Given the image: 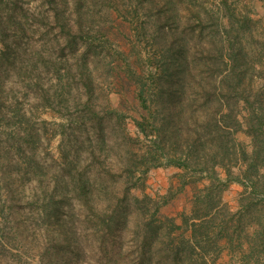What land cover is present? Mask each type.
<instances>
[{"label": "rangeland", "instance_id": "rangeland-1", "mask_svg": "<svg viewBox=\"0 0 264 264\" xmlns=\"http://www.w3.org/2000/svg\"><path fill=\"white\" fill-rule=\"evenodd\" d=\"M69 1L70 11L75 12L77 0ZM83 1L84 10L92 9L100 19L101 31L86 36L91 39L87 43L90 49L81 39L74 48H67L73 75L64 77L62 83L70 82L73 96L80 98L87 93L82 75L93 78V100L97 102V108L102 110L101 116H105L103 123L114 130V140L119 142L113 144L112 138V143L105 151L110 155L107 168L93 161L92 149L87 143L74 146L75 142L70 141L69 135L78 129L77 123H82L86 118L84 102L75 105L71 99L69 108L68 105L58 106L57 110L47 107L41 90L33 87L30 78L25 77L26 68L27 71L31 70L27 58L15 54L3 58V39L7 38V34L3 33L2 28L4 19L8 17L4 15L0 21V100L3 102L0 111V157H4L0 162L2 264H110V259L112 264H137L142 252L148 250L143 245L147 223L155 221L154 226H161L160 239L154 243V251L161 250L164 241L165 244L167 242L164 249L168 250L171 243L164 236L170 229L168 219L184 226V216L192 214L196 197L209 183L207 179L201 181L191 173L187 175L184 169L178 167H156L146 174L138 171L133 181L138 183L140 189H134L132 194L138 197L150 195L155 200L150 205V212L146 209L139 211L132 201L123 202L126 178L118 165L113 167V163L123 162L127 155L126 149L134 155L154 151L152 135L148 139L129 141L125 145L121 129L128 124L127 127L136 132L133 118L144 121L155 110L151 102H148L149 109L144 108L139 94L144 91L146 98L150 99L157 92L160 74H164L163 59L172 54L174 45L185 44L191 50L192 62L212 65L217 57L215 50L222 43L218 30L222 32L223 28L215 15V5L220 0H196L198 6L205 8L202 22L192 12L194 5L191 0H172L177 6L171 10L166 0ZM232 2L238 19L249 16L257 23L248 25L253 30L248 45L249 50L260 52L264 48V0ZM9 8H13V5ZM16 11L17 17L27 14L33 24L43 26L37 29L35 36L31 35L34 41L31 45H37L47 66H52V56L61 55L59 48L69 43L55 22L54 7L46 0H20ZM209 14L215 17L211 18ZM7 26L5 33L11 30L8 29L11 26ZM58 39L61 46L58 45ZM14 41V37L7 38L6 44ZM223 43L227 41L223 39ZM26 46L22 43V47ZM84 54H87L88 68L83 71L79 69ZM38 65V70L30 74L33 82L36 83L38 72H42V82L38 81L40 87L44 86L54 97L55 90L62 83L52 80L45 64L40 62ZM115 109L123 117L113 122L109 120L107 112ZM88 126L92 132L91 138H94L96 129L92 128L91 123ZM32 130L36 132V137L28 135ZM237 138L248 147L251 146V139L243 133L238 134ZM78 154L82 162L80 171L89 178L103 175L119 194V200L116 199L109 206L104 194L96 192L91 193L93 200L90 206L84 202L75 187L77 182L71 177L77 176L75 158ZM31 155H35L38 167L28 165L26 158ZM244 192V186L233 183L223 194L232 216L233 212L240 210L239 201ZM116 203H119L118 206ZM128 205L131 208L124 225L121 228L114 227L115 232L111 234L105 223L106 217L114 207L119 209ZM142 205L146 207V204ZM156 206L160 209L157 214ZM231 215L226 217L230 227L228 235L237 238L238 226H247L238 224L239 217L233 223ZM160 220L165 223L161 224ZM226 225L221 220L217 227L204 230L209 233L205 239H215L220 227ZM66 227L68 230L65 232ZM240 233L244 241L248 242L247 233ZM69 234L72 235L70 241L67 240ZM184 237H191V230L187 231L185 226L173 234L176 243H180ZM213 242L211 239L207 244L209 253L199 250L206 255L207 264H248L243 259L248 255L247 250L240 251L237 242V246H233V240L228 237L221 240L220 247L216 249L209 246ZM173 246L176 245L172 244L171 249ZM164 254L157 253L153 264H170L166 258L160 260ZM256 254L260 255V264H264V253L260 250Z\"/></svg>", "mask_w": 264, "mask_h": 264}, {"label": "trees", "instance_id": "trees-1", "mask_svg": "<svg viewBox=\"0 0 264 264\" xmlns=\"http://www.w3.org/2000/svg\"><path fill=\"white\" fill-rule=\"evenodd\" d=\"M19 1L0 0V21L4 15L8 16L7 19H4L2 31L7 34L8 39L15 38L13 43L8 42V44H6L7 38L3 39L5 43L2 52L3 58L11 54L27 58L28 68L31 70L27 71L26 68L25 77L30 78L33 87L41 90L42 99L48 105L47 107L57 110L58 106L68 105L67 108H69L71 99L75 105L84 102L86 118L82 123H77L76 128L78 129L69 135L70 141L74 140V146L79 143H87L92 149L93 161L98 162L102 168H107L110 155H107L105 151L116 134L112 128L103 123L105 116H101L102 110L97 108V102L93 100V78L87 74L82 75L87 93L81 95L80 98L73 96V86L70 82L62 83L64 77L73 75L69 66V55L66 53L67 48H74L79 39L88 46L87 43L91 39L86 36L101 31L100 19L92 12V9L84 10L85 1L83 0H77L75 12L70 11L69 0H46L49 5L54 7L55 22L69 42L59 48L61 55L56 57L51 55L54 60L50 62L52 66L48 67L41 49L37 48V45H31L34 41L30 38L32 34L35 36L37 29H41L43 26L33 24L34 22H31L27 14L20 18L17 17L16 10L19 8ZM191 1L194 5L192 12L198 21L202 22L205 8L198 6L196 0ZM231 2L232 0H220L215 5V15L217 21L221 22L223 30L222 32L218 30L222 43L220 47H217L218 50H215L217 57L212 65L192 62L190 59L191 50H188L185 44L174 45L172 54L163 59L164 74H160L157 92L150 99L146 98L144 91L139 94L142 106L149 109L148 102H151L154 104L155 110L151 111L150 117L146 116L144 121L133 118L136 132H132L127 127L128 124L121 129L125 145L129 141L148 139L152 135L155 146L153 152L143 155L139 153L134 155L126 149L127 155L123 162L113 163V167L119 166V169L123 171L122 175H125L126 178L123 202L132 201L136 210L146 209L150 212V205L155 203L150 195L145 194L143 197H138L132 194L134 189H140L138 183L133 181L138 171L146 174L156 167H178L184 169L187 175L191 173L193 177H199L198 179L201 181L203 179L209 181L196 197L192 214L183 218L186 230H191V237H184L180 243H176L173 234L182 230L184 226L177 225L173 219H168L170 229L165 232L164 236L171 245L175 244L176 246L171 249L169 244L168 250L165 251L164 241L163 248L154 251L156 246L154 243L160 239L162 230L161 226H154L155 221L149 222L143 240V245L148 250L145 249L142 252L141 259L137 264H153L157 253L161 252L166 255H161L160 260L166 258L170 264H199V261L207 264L206 255L200 253L199 250L207 252V244L211 239L214 242L209 246L213 249L219 248L220 241L228 237L229 240H233V246L236 245V242L238 243L236 246L240 248V251L247 250L248 255L243 259L248 264H260V255H257L256 252L261 250L264 253V48L260 52L249 50L248 42L253 30L248 25L256 22L249 16L238 19L236 10L233 9V2L232 4ZM174 3L172 0H166V5L170 6L169 10L177 6ZM11 4L13 8H9ZM208 16L213 18L214 15L209 14ZM7 24L11 26L8 28L11 30L5 33ZM10 32L12 33L8 34ZM223 39L227 43H223ZM57 42L60 45V39ZM22 43L27 46L22 47ZM88 49H90L89 46ZM210 51L211 49H209ZM34 58L35 60H33ZM40 62L45 64L48 69L47 74L52 75V80L62 83L60 88L55 90L54 97L44 86L40 87L42 72H38L36 83L33 82V77L30 75L33 71L38 70ZM87 68V54H84L83 64L79 70L84 71ZM28 85L31 87L30 83ZM54 103L58 105L55 106ZM2 105L3 102L0 100V111ZM107 115L113 122L123 117L116 109L108 111ZM87 120H89L88 123ZM90 123L93 125L92 128L96 129L94 138H91L92 132L88 126ZM83 127L86 129H81ZM240 133L251 139L250 147L239 141L237 135ZM35 134L36 132L33 130L28 132L31 138L36 137ZM118 142V140H114L113 144L117 145ZM249 148H251L250 151ZM3 158L0 157V162ZM34 158L35 155L26 158L28 165L38 167L39 164ZM80 158L79 154L75 158V163L78 166L77 176L71 177L77 182L75 187L79 190V195L84 199V202L90 206L93 200L91 193L96 192L104 194L109 206L116 199L119 200V194L103 175L89 178L80 171L79 167L82 163ZM233 183H240L244 186L245 192L239 201L240 210L236 213L233 212L232 216L231 210L224 202L223 194ZM118 204L116 203V206ZM142 204H146V207ZM130 208L129 205L119 207V209L114 207L113 211L107 213L105 223L111 234L115 232L114 227L121 228L124 225ZM159 210V207L156 206L155 213L157 214ZM228 215L232 216L233 223L239 217L238 224L247 226L246 228L238 226L237 238L234 235L233 238L228 235L230 229L229 223L226 221ZM221 220L227 225L220 227V232L216 234L215 239L211 237L209 241L206 240L205 235L209 233L204 230L217 227L218 221ZM159 222L165 223L161 220ZM67 230L66 227L64 231ZM240 232L247 233L248 242L244 241ZM71 234L73 235L72 232ZM71 234L67 235L69 241L72 239ZM76 252L80 253V251ZM0 258L2 259L1 256ZM109 262L113 263L111 259ZM0 264L2 263L0 262Z\"/></svg>", "mask_w": 264, "mask_h": 264}]
</instances>
